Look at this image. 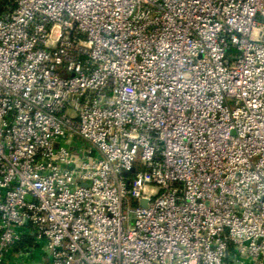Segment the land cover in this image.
<instances>
[{
    "label": "built area",
    "instance_id": "1",
    "mask_svg": "<svg viewBox=\"0 0 264 264\" xmlns=\"http://www.w3.org/2000/svg\"><path fill=\"white\" fill-rule=\"evenodd\" d=\"M0 4V264H264V0Z\"/></svg>",
    "mask_w": 264,
    "mask_h": 264
},
{
    "label": "crops",
    "instance_id": "2",
    "mask_svg": "<svg viewBox=\"0 0 264 264\" xmlns=\"http://www.w3.org/2000/svg\"><path fill=\"white\" fill-rule=\"evenodd\" d=\"M15 260L14 264H47V261L43 257L39 256L36 251L31 257L18 255V258Z\"/></svg>",
    "mask_w": 264,
    "mask_h": 264
},
{
    "label": "water",
    "instance_id": "3",
    "mask_svg": "<svg viewBox=\"0 0 264 264\" xmlns=\"http://www.w3.org/2000/svg\"><path fill=\"white\" fill-rule=\"evenodd\" d=\"M133 170H134V168H131V171H133ZM142 202H143V204H145V200H143Z\"/></svg>",
    "mask_w": 264,
    "mask_h": 264
},
{
    "label": "rangeland",
    "instance_id": "4",
    "mask_svg": "<svg viewBox=\"0 0 264 264\" xmlns=\"http://www.w3.org/2000/svg\"><path fill=\"white\" fill-rule=\"evenodd\" d=\"M0 6H1V4H0Z\"/></svg>",
    "mask_w": 264,
    "mask_h": 264
}]
</instances>
